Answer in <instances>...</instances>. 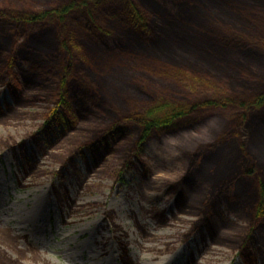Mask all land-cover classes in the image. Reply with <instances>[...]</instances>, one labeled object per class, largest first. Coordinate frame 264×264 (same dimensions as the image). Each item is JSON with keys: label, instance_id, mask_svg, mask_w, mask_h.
Returning a JSON list of instances; mask_svg holds the SVG:
<instances>
[{"label": "rangeland", "instance_id": "obj_1", "mask_svg": "<svg viewBox=\"0 0 264 264\" xmlns=\"http://www.w3.org/2000/svg\"><path fill=\"white\" fill-rule=\"evenodd\" d=\"M9 1L4 0L1 5L10 4L14 10L23 11L39 0ZM176 1L157 0L160 5L156 15L149 14L161 28V42L156 47L151 44V48L134 39L117 19L93 20L94 30L105 34L103 40L85 28V20L69 18V28L86 42L85 46L97 48L104 55L102 78L107 79L109 93L123 86L125 77L136 73L135 67H147L145 72L151 73L165 60L160 52L164 45H189L190 36L199 30L194 14L199 11L200 16L207 15L208 11L200 0ZM180 2L182 8L177 5ZM229 3L239 12L249 7L238 0ZM145 11L151 10L147 7ZM8 39L6 49L10 48L0 55L1 61L16 53L10 45L11 38ZM20 42L16 48L24 44ZM75 49L81 52L80 48ZM14 71L26 97L47 95L37 88H25L17 65ZM4 74L6 67L0 63V114H4L0 115V202L6 208L0 210V264H129L128 255L131 264H243L239 249L233 246L251 228V217L243 206L238 207L239 212L228 213L224 208L223 216L213 214L225 226L215 243L198 228L201 215L197 214L205 194L217 186L226 172L228 162L241 155L238 141L224 144L216 164L204 162L202 170H197L203 192L189 195L193 209L179 212L176 196L169 189L188 173L196 150L236 130L244 110L208 107L190 129L176 134L155 133L144 146L143 165L137 162L128 168L112 155L95 166L91 153L78 152L83 143L80 138L97 133L103 124L81 121L63 136L49 119L58 105L55 97L17 105L1 81ZM247 112L248 118L257 113L249 109ZM262 130L258 133L263 135L259 142L261 152L251 150L254 143L249 142L246 151L264 163ZM70 157H74L73 162ZM88 167H92L91 173ZM262 169H258L259 174L264 173ZM157 213H163V217ZM256 239L259 264H264V234L259 233Z\"/></svg>", "mask_w": 264, "mask_h": 264}, {"label": "trees", "instance_id": "obj_2", "mask_svg": "<svg viewBox=\"0 0 264 264\" xmlns=\"http://www.w3.org/2000/svg\"><path fill=\"white\" fill-rule=\"evenodd\" d=\"M200 1L208 13L194 14L199 30L192 33L189 45H164L160 52L165 60L151 73L145 72L147 67H135L136 73L125 77L124 85L115 88V93H109L107 79L105 82L102 78L104 55L97 48L85 46L86 42L69 28V18L85 20V28L103 40L105 34L94 30L93 20L117 19L134 39L151 48V44L161 42V28L149 15H156L160 5L157 0H39L23 11L14 10L10 4L2 6L4 0H0V55L10 48L6 49L8 37L16 52L3 61L0 57L6 67L1 81L20 106L55 97L58 105L49 119L63 136L81 121L103 124L97 133L80 138L83 143L78 152L91 153L95 166L112 155L128 168L137 162L144 164V146L155 133L176 134L190 129L198 124V115L205 108L232 106L244 110L234 132L192 154L188 173L172 183L170 191L179 192V212L193 209L189 195L203 192L197 170H202L204 162L216 164L224 144L238 141L241 155L228 162L217 186L205 194L203 207L197 212L201 215L198 228L205 229L215 243L225 226L213 214L223 216V206L228 213L239 212L238 207L243 206L251 217V228L233 246L239 249L245 264H259L256 233H264V173L261 177L258 169H264V163L257 156L251 158L246 147L248 142L254 143L251 150L261 152L263 135L258 133L264 131V0H238L249 6L242 12L229 0ZM177 5L182 8L183 3ZM147 7L151 11H145ZM18 41L24 44L16 48ZM14 65L25 88H37L47 95L26 97ZM248 109L257 113L248 118ZM156 215L163 217V213Z\"/></svg>", "mask_w": 264, "mask_h": 264}, {"label": "bare ground", "instance_id": "obj_3", "mask_svg": "<svg viewBox=\"0 0 264 264\" xmlns=\"http://www.w3.org/2000/svg\"><path fill=\"white\" fill-rule=\"evenodd\" d=\"M0 115H2V114H0ZM26 175V174H25ZM25 175H24V177H25ZM98 175H100L99 173H98ZM92 176V175H91ZM1 198H2V196H0V200H1ZM2 209V211H4L6 208H5V204H3L2 202H0V210ZM10 219H11V217H9ZM30 219H32V217H30ZM22 220H25V219H22ZM37 226V225H36ZM41 226H43V225H41ZM119 228V227H118ZM37 231V230H36ZM122 245H123V249L125 248V244L122 242ZM128 258L130 259V260H128L129 262H131L132 261V258H131V256H129L128 255ZM15 263L16 264H19L18 262H16L15 261Z\"/></svg>", "mask_w": 264, "mask_h": 264}, {"label": "water", "instance_id": "obj_4", "mask_svg": "<svg viewBox=\"0 0 264 264\" xmlns=\"http://www.w3.org/2000/svg\"><path fill=\"white\" fill-rule=\"evenodd\" d=\"M178 194H179V192L176 195L178 196ZM177 196H176V198H177Z\"/></svg>", "mask_w": 264, "mask_h": 264}]
</instances>
